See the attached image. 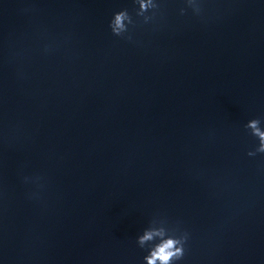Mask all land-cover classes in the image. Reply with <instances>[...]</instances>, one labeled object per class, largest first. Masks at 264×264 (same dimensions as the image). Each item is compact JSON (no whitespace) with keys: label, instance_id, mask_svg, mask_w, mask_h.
Wrapping results in <instances>:
<instances>
[{"label":"water","instance_id":"95a60500","mask_svg":"<svg viewBox=\"0 0 264 264\" xmlns=\"http://www.w3.org/2000/svg\"><path fill=\"white\" fill-rule=\"evenodd\" d=\"M154 2L0 0V264H264V0Z\"/></svg>","mask_w":264,"mask_h":264},{"label":"clouds","instance_id":"9594fccd","mask_svg":"<svg viewBox=\"0 0 264 264\" xmlns=\"http://www.w3.org/2000/svg\"><path fill=\"white\" fill-rule=\"evenodd\" d=\"M139 4L138 16L144 17V22H149L152 17L145 15L151 10L157 9L159 6L154 0H136ZM189 6L199 13L200 8L197 4V0H188ZM181 14H184V10H181ZM133 24L132 17L127 10L121 11L114 15L113 20L110 23L112 33L117 37H123L128 32V25ZM128 39H131L129 36ZM246 128L251 131V134L259 141V146L255 151L248 152V156L254 157L257 153L264 154V129L261 128V120H251ZM163 234L164 238H161L157 243V238H160ZM187 233L177 237L175 234H169L162 230L151 228L145 232V234L138 239V245L144 248L151 242L149 249V255L144 259L146 264H174L176 261L183 259L185 255V244L187 243Z\"/></svg>","mask_w":264,"mask_h":264}]
</instances>
